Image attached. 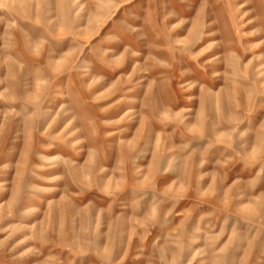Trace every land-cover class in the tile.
Returning a JSON list of instances; mask_svg holds the SVG:
<instances>
[{
	"label": "rangeland",
	"instance_id": "rangeland-1",
	"mask_svg": "<svg viewBox=\"0 0 264 264\" xmlns=\"http://www.w3.org/2000/svg\"><path fill=\"white\" fill-rule=\"evenodd\" d=\"M0 264H264V0H0Z\"/></svg>",
	"mask_w": 264,
	"mask_h": 264
}]
</instances>
